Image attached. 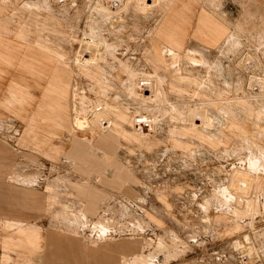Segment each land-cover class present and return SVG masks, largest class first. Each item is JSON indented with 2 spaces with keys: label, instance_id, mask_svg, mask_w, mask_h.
Here are the masks:
<instances>
[{
  "label": "rangeland",
  "instance_id": "1",
  "mask_svg": "<svg viewBox=\"0 0 264 264\" xmlns=\"http://www.w3.org/2000/svg\"><path fill=\"white\" fill-rule=\"evenodd\" d=\"M187 1L0 0V264H264V0Z\"/></svg>",
  "mask_w": 264,
  "mask_h": 264
},
{
  "label": "crops",
  "instance_id": "2",
  "mask_svg": "<svg viewBox=\"0 0 264 264\" xmlns=\"http://www.w3.org/2000/svg\"><path fill=\"white\" fill-rule=\"evenodd\" d=\"M194 2L196 6H192L190 8L189 1H187L188 8H186V12H188L189 8L195 14L196 12H203L204 9H198V4L195 0ZM5 31L6 30L2 31L0 29V71L3 73H7V66L17 63L19 69H22L23 71L28 72L33 76V81L31 83L40 86H44L50 83L58 65V58L56 54L54 55L52 51L47 47V45H45V43L40 40H37V42L33 44H29L31 46L27 49V43H25L24 41H20L15 37L6 36L3 33ZM5 33H8V31H6ZM167 37L171 39L172 44L180 43L183 38L182 35L177 38L176 35L173 34L168 35ZM13 77L28 82L25 76L17 74V76ZM41 80L44 81L43 84H41ZM89 157L91 160L95 159L91 155H89ZM100 159L105 160V154H103ZM6 221L8 223V226H11L12 222H8L9 220ZM22 232V235L24 236L28 231ZM4 239L7 240L8 238L4 237Z\"/></svg>",
  "mask_w": 264,
  "mask_h": 264
},
{
  "label": "bare ground",
  "instance_id": "3",
  "mask_svg": "<svg viewBox=\"0 0 264 264\" xmlns=\"http://www.w3.org/2000/svg\"><path fill=\"white\" fill-rule=\"evenodd\" d=\"M115 4H116V3H115ZM174 55H175V54H174ZM248 63H249V62H248ZM240 181H241V179H240ZM247 185H248V184H247ZM252 189H253V188H252ZM248 190L250 191V189H248ZM248 190H244V191H248ZM249 191H248V192H249ZM253 191H254V190H253ZM247 198L249 199V197H247ZM253 198H254V197H253ZM253 198H252V199H253ZM241 200H242V199H241ZM253 200H254V199H253ZM238 202H239V201H238ZM242 203H243V201H242ZM256 205H257V204H256ZM255 208H256V207H255ZM239 209H240V208H239ZM253 209H254V208H253ZM241 210H242V209H241ZM243 210H245V209H243ZM254 211H255V210H254Z\"/></svg>",
  "mask_w": 264,
  "mask_h": 264
}]
</instances>
